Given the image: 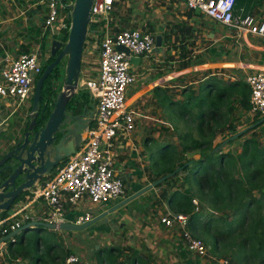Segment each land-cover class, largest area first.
Returning <instances> with one entry per match:
<instances>
[{
    "label": "built area",
    "instance_id": "2783aa9c",
    "mask_svg": "<svg viewBox=\"0 0 264 264\" xmlns=\"http://www.w3.org/2000/svg\"><path fill=\"white\" fill-rule=\"evenodd\" d=\"M116 1L94 0L91 9L90 26L99 24L95 20L99 17L103 18L105 25L99 47L98 74L93 79L81 80V89L90 94V99L95 103L91 124L83 134V144L63 162L57 173L46 176L41 186L31 190L27 202L15 206L9 211V216L0 221L3 235L34 221L56 224L59 227L66 223L67 203L78 206L87 201L91 206H96L115 200L124 193L123 179L116 172L114 141L119 137H130L141 117L139 112H134L128 105V91L137 78L133 73V67L137 66L131 62V58L148 57L156 49V38L139 29L115 31L108 15L114 11ZM179 1L187 9L200 12L229 28L237 39L255 36L264 40V21H258L249 15H236V0ZM74 3L75 0H45L43 26L57 40L64 37L63 31H70L68 15ZM120 46L127 48L130 54L120 51ZM42 71L43 63L39 53L24 54L17 59L6 57L0 61V98L18 102L17 107L29 102ZM245 80L251 90L250 114L264 118V71H250ZM39 200L43 201L46 213L43 219L36 220L29 209ZM193 202L197 204L196 201ZM94 217V212L89 209L78 216L74 223L85 225L94 220ZM189 223L190 218L184 213L168 212L160 216V224L166 229L178 228L182 232L184 246L191 255L204 259L208 254L207 245L189 232ZM65 264H82V260L73 253L67 257ZM221 264L231 263L224 260Z\"/></svg>",
    "mask_w": 264,
    "mask_h": 264
},
{
    "label": "rangeland",
    "instance_id": "374dc122",
    "mask_svg": "<svg viewBox=\"0 0 264 264\" xmlns=\"http://www.w3.org/2000/svg\"><path fill=\"white\" fill-rule=\"evenodd\" d=\"M23 5L21 6V3H18V0H0V6H3L6 10V13L3 15L5 20L10 18H17L15 21H10V23H14L16 21L20 22V17L24 18L25 16L28 17L29 11L31 8H36L37 5L33 6L30 4V0H23ZM31 6V8H30ZM184 4L179 0H117V3H115L114 11L109 13L108 19L111 21L112 26L116 27H123V28H133V29H139L143 32H149L153 35H161V32H163V28L167 26V24H171L172 19H177V15L181 16L187 12V10L184 8ZM27 10V12H25ZM25 12L24 14H21V12ZM254 16L258 18L260 21H264V0L259 1V5L256 7V10L254 13H252ZM201 15V14H200ZM33 20L36 21L42 17L40 14L33 16ZM209 19V18H208ZM96 22L99 24L97 25L100 28V35L103 32V27L105 25V22L102 17L95 18ZM7 24V23H6ZM4 26V25H3ZM224 28V27H223ZM227 31V34L233 36L234 32L225 29ZM63 35L66 37L67 31L62 32ZM89 36V35H88ZM12 37H18L17 35H14ZM65 37L59 38L60 40H66ZM102 37L97 39V44L93 47V38H87V43L85 46V52L83 55L82 60V78L83 79H93L98 74L99 69V47H100V41ZM242 39V38H241ZM248 39L252 43L256 44H262L263 41L260 39H257V37L249 36ZM51 42L49 43L50 47ZM245 44L239 40L237 43L235 39H231V42L229 44V49L222 50V54L229 55L227 57V63H240L244 62L247 64L246 61L242 58V49L245 48ZM171 50V47L169 48ZM237 50V51H236ZM253 50V49H252ZM258 50V49H256ZM160 50L155 49L153 52H151L148 56V64L144 66V63L146 62V57H141V64L137 67H133V73L137 76V81L134 83L130 89L136 84L138 85L139 80L141 77L139 75H142L144 77L148 70L154 71V74L150 76L148 79L143 80V84L140 81V84L147 85L151 83L153 80H155L157 77H155V71H158L162 69L163 67L171 66L172 70L179 69V64L177 63L174 68V65H169L168 60L164 59L167 57V55H164L163 57H159ZM261 51V50H259ZM34 52V51H31ZM30 52V54H31ZM251 56V55H250ZM249 56V58H250ZM164 59V62L162 61ZM158 60V61H157ZM256 60V57H255ZM225 61V59L223 60ZM225 65V67H216L214 65H204L201 68L198 69H191L186 70V74L190 75L186 77V79L182 81H177L174 84L176 86L174 89H168L170 98L179 99L177 102H179V105L182 106L187 102V97L190 94L198 95V92L201 88V85L204 84V82L207 79L210 78H218L221 82V86H227L230 82L244 79L245 71L240 69L241 72H238L239 69L236 67H233L232 65ZM44 65V64H43ZM65 65H66V59L63 60V62L58 66L60 70L62 71V74H64L65 71ZM209 66V67H208ZM214 66V67H211ZM246 68V67H245ZM60 80V79H59ZM57 80V89L59 90L60 87H62V81ZM50 82V79H48L45 83V89L48 86ZM196 82V84H195ZM200 82V83H197ZM179 90V91H177ZM83 92L81 89L79 90ZM85 91V90H84ZM129 97V95H128ZM127 97V98H128ZM158 99L163 101V95L159 94ZM18 105V102H12V107L16 108ZM32 105V101L26 102L22 104L21 106L17 107V112L15 113L16 116L13 117L9 122V128L13 127L15 124V121L17 120L18 116H26V120H28V115L30 113V107ZM236 107V109H235ZM52 109V108H51ZM173 112L170 109L167 111V116L170 125L166 126L164 131V139H162V145L164 144H171L172 146H175L176 149H174L177 153L176 161L180 158V155L182 154L183 146L186 142V140L190 141L189 136L193 139L201 138L200 133L197 130V124H195L192 116L190 118H179L177 115H171L170 113ZM194 112H198L197 109H194ZM140 113V112H139ZM138 113V114H139ZM175 113V111H174ZM14 114V115H15ZM9 114L5 113V117H7ZM140 115V114H139ZM154 119L158 117L157 110H152V114H150ZM261 121V120H260ZM27 122V121H26ZM257 122L256 116H253L250 114V111H243L240 106H238L237 100L235 98L232 99V103H229L227 99L224 101L222 100L220 103V116L217 119V123L213 124V127L217 131V135L215 139L212 141V147L215 148V152H219L221 150L224 154H233L237 155L242 152V145L246 140L249 139H256L259 140V145L264 146V122H262L259 125H254ZM259 122V121H258ZM26 125V123L24 124ZM251 129H249L250 126H253ZM159 124L154 121H149L148 124L145 123L142 129V133L146 136L151 135L153 138L157 139V133L161 132V129L163 126H161V129L158 128ZM136 127L138 128V125L136 124ZM25 126L19 130L22 132L24 130ZM137 130V129H136ZM242 132V135L237 137L236 139H230L232 136L239 134ZM244 132V133H243ZM11 133H15L14 131ZM211 136V133H209ZM17 135V134H15ZM6 134H3L1 136L2 138H5ZM160 136V135H159ZM244 136V137H241ZM7 137H11L9 133H7ZM185 139H182L184 138ZM208 138V137H207ZM151 139V137H149ZM159 139V140H160ZM154 139H151L152 146H154V149H150L143 145V147L146 148L147 152H151L150 155L155 154L161 147V141H153ZM144 141V140H143ZM156 143V144H155ZM147 144V142H146ZM160 144V146H158ZM222 144V145H221ZM220 145V146H219ZM148 148V149H147ZM184 158L185 162L192 161V160H199L201 158V154L199 152H189L185 155H181V158ZM181 161V160H180ZM175 165V162H174ZM148 170L151 173L149 174V180L148 182L152 181L153 179L158 177L159 171H155L152 169V162L148 163ZM179 167V166H177ZM183 169V168H182ZM182 171V170H181ZM57 172V169L55 170ZM148 174V173H147ZM191 171L181 172L178 176L171 177V179L168 181V183H164L157 193L154 191L152 192L150 190L147 195L144 197L141 196L140 198L132 201L130 204L127 205V207L130 209V211H135L136 209H139L140 207H149L151 204L152 211L148 214L151 215L154 210L155 213L153 216H151V222L155 220L159 224L160 216L163 214H166L168 212H174L177 213L170 205H169V198L172 194H178V196H183L188 190L190 192V196L192 198V202L196 201L197 204L194 202L193 207L189 208L190 212H196L203 214L202 218L200 219V225L201 230L198 229L197 226V232L194 233L192 228L188 226V230L191 234L194 233V235L200 239H202L208 248V254L206 258L200 259L196 258L195 256L191 255L187 249L184 246V241L182 239V232L177 228L174 230H168L161 224L159 226L160 229H155L153 233H150L148 235L149 247L146 249L151 250V252L154 254V263L153 264H196L197 261H203V263L207 264H221V261L229 260L232 261V255L236 251V248L228 249V247L231 245V241L228 243L220 244L219 249L217 251L213 250V244H214V236H215V230H206L205 223L207 221V216L209 214H213V216L218 218H224L227 219V221H231L232 218L229 215H223V210H220L221 206H216L217 210H211L208 202L210 203L211 195H207V193L202 194L199 191L198 186L196 185L195 181H193V177L191 175ZM153 178V179H152ZM162 178V177H161ZM146 181V183H148ZM133 184L130 180L124 181V192H126L127 195L132 193L133 190ZM157 188V187H156ZM152 192L153 195L150 197V193ZM153 198V199H152ZM179 197H177L178 200ZM151 202V203H150ZM155 203V205H154ZM169 205V206H168ZM169 207L166 213L163 212V214L159 213L160 211L166 210V208ZM175 207V206H174ZM182 213V212H178ZM188 215V217H191ZM185 214V213H184ZM222 218V219H223ZM98 223L102 224V229L106 228L107 225L109 226L110 223H105V221H99ZM98 223L94 224L91 227H88L87 229L83 231H70V232H62L61 233H55L56 235H50L52 234L47 232L40 233L43 241L46 242H54V236H56V242L60 244L61 246L57 248L56 252L59 256L66 255L69 251L75 252V254L79 255V257L82 260V264H97V255L95 252V249L104 250L111 248L107 241H104L103 243H99L101 239H104V234L102 232H98ZM192 227H194V220L191 221ZM104 224V225H103ZM98 233L95 235L94 233ZM240 232L236 231L235 236H239ZM39 235L37 232H29V233H22L17 235V238L20 239L23 236H27L30 239H28L30 242H33L35 239V236ZM95 235V236H94ZM94 236V237H93ZM146 236V235H145ZM144 237L140 238V241L136 245L142 244L144 242ZM107 238L113 239V236H106ZM142 241V242H141ZM9 242V241H8ZM141 242V243H140ZM7 243V242H6ZM114 244V243H113ZM118 244H114L113 247H117L122 249L123 247H118ZM124 249V248H123ZM144 247L141 248L143 253L145 255L148 254L147 251H145ZM6 251V248L3 247L0 249V254L4 256ZM2 255H0V260L3 258ZM126 256H123V259H126ZM23 262V261H22ZM234 264V262H232Z\"/></svg>",
    "mask_w": 264,
    "mask_h": 264
},
{
    "label": "trees",
    "instance_id": "16d2710c",
    "mask_svg": "<svg viewBox=\"0 0 264 264\" xmlns=\"http://www.w3.org/2000/svg\"><path fill=\"white\" fill-rule=\"evenodd\" d=\"M238 3L239 0H236V5ZM115 31H118V29ZM67 36L68 34L66 37L64 36L66 40ZM162 36L164 41L169 40L167 34H162ZM66 40L61 41L66 42ZM215 51L214 49L212 53H215ZM242 54L244 61L264 65L263 51L252 50L245 46L242 49ZM53 61L54 59L51 57L44 63L42 74L46 65ZM61 76L62 71L57 67L48 78L50 82L46 89L44 84L41 100L44 117L48 116L52 108V96L55 94L50 91L52 84L55 80H59ZM245 77L246 75L244 79L232 81L227 86H221L218 78L207 79L201 85L198 95L190 94L187 97V102L182 106L179 105V102H174L167 93H164L163 101L168 102L170 110L173 111L170 114L177 115L179 118H190L192 116L201 135V138L198 139L189 136L190 141L186 140L181 155L197 151L201 154V158L185 162L180 155V158L176 161L177 153L174 150L176 147L165 144L155 154L151 155V168L159 171L158 177L153 179L152 183L178 168L183 169L174 176H178L181 172L191 171L193 181H195L199 191L202 194L207 193L206 196L211 195L210 203L208 202L210 209L217 210L216 206H221L220 210H223V215H229L232 218L228 222L227 219L215 217L213 214L207 216L206 230H215L213 250L217 251L220 244L225 245V243L231 241L228 249L236 248L232 255V261H230L231 264L232 262L234 264H264V146L259 145V140L249 139L243 143L242 152L237 155L224 154L221 150L215 152V148L212 147V141L217 135L213 124L217 123L220 116V103L222 100L227 99L229 103H232V99L235 98L238 106L243 111L249 112L251 110V90ZM184 78L185 76H180L172 81L175 82ZM48 91L50 92L49 95L44 97L45 92ZM88 99L87 92L79 91L70 103V107L77 105L79 109H82L88 106ZM194 109H197L198 112H194ZM256 118L257 122L264 119L259 116H256ZM28 124L29 121L27 126ZM209 133H211V136ZM182 139H185V137ZM170 179L159 184L157 188H160L164 183H168ZM186 193L183 196H178L176 193L172 194L169 198V204L177 213L182 212L190 215L189 208L193 207V202L190 192L187 190ZM177 197H179L178 200ZM202 215L196 212L191 213L189 226L194 233L197 232V226L201 230L200 219ZM5 216L6 214L2 216V219ZM192 220H194V227L191 226ZM43 230V228L34 230L39 235L35 236L33 242H30L28 240L30 238L27 236L20 239L16 236L14 240L7 242L4 256L0 254L3 257L0 264H65L67 257L74 252L69 251L67 256L65 254L59 256L56 250L61 245L56 242V236H54V242L52 243L43 241L39 233ZM236 231L240 232L238 237L235 236ZM194 233L192 235L196 237ZM6 235H3L2 230H0V239ZM144 249L146 248L144 247ZM145 251L148 252L147 255L143 253L144 251L132 247L124 249L111 247L99 251L95 249L97 264H153L154 254L149 249ZM125 255H127L126 259H123ZM189 264L192 263L189 262ZM196 264H201V261H197Z\"/></svg>",
    "mask_w": 264,
    "mask_h": 264
},
{
    "label": "crops",
    "instance_id": "0c3cea01",
    "mask_svg": "<svg viewBox=\"0 0 264 264\" xmlns=\"http://www.w3.org/2000/svg\"><path fill=\"white\" fill-rule=\"evenodd\" d=\"M259 1L260 0H239L238 5L235 6V14L242 16H248V15L253 16L254 18H256V20H258V18L254 16L252 13L255 12L256 7L259 5ZM22 2L23 0H18V3H21V6L23 5ZM30 4L33 6L37 5L36 8L34 9L31 8L30 6L31 9L28 10L30 16L28 17L25 16L24 18L20 17L21 19L20 22L16 21L11 24L8 23H10V21H15L17 18H10V19L8 18L5 20L3 15L6 13L7 9H5L3 6H0V61L1 62L6 57H9L10 59H17L24 54H30L31 51H34L31 53H39L40 60L43 64L46 61H48L49 58H51L50 47L48 46L49 43L55 40L56 38L53 37L49 33V31L46 30L43 26V21L46 14L45 0H30ZM185 9L187 10V12L181 16L177 15V19H172L171 24H167V26L163 28L162 30L163 32H161V35H154L155 38H157V36H161L163 38L162 47L160 48L161 51L158 54L159 57H163L164 55H167V57L164 59L168 60L169 65H174L175 68L176 67L175 65L178 63L179 69L172 70L171 66H168V68L163 67L162 69L155 71V77H157L155 80H153L151 83L147 85L146 84L142 85L143 80L148 79L150 76H152V74H154V71L148 70V73L144 77H142V75H139L141 79L139 80L138 85L135 84L128 91V95H129L128 105L131 106L130 108L134 112L136 111L140 112L141 117L138 118V121L136 122V124L138 125V128H136L137 130H135L133 134H131V136L128 138L119 137L117 140L114 141V144H115V153H116V159H115L116 172L119 173V175L123 179V182L126 180H130L132 182L134 187L132 193L127 195L126 192H124L123 195L118 197L117 199L96 206H91L87 201L82 202L78 206H72L67 203L66 204L67 213L65 219L66 223L75 224L74 222H76L77 217L83 215L89 209H92L95 217L105 212H108L112 207L117 206L118 204H120L121 202L132 196L134 193L140 191L149 184H152V181L148 182L150 177L149 174L151 172L147 171L149 168L148 163H151L150 161L151 152H147L146 148L143 147V145L145 144V146L148 147L151 151V149H154L155 145L152 146L151 144L152 142L149 140L154 139L153 141L157 143V141L161 137V134L164 139L165 128L166 126L170 125L168 116L166 114L168 109H170V106L168 102L166 101L164 102L158 99V96L159 94L164 95V93H167L168 96H170L168 89H174L176 87L174 85H171L177 82V81L175 82L172 81L174 78L185 76L184 79H186V77L190 75V73L186 74L187 72L186 70H191V69L195 70L203 67L204 65H214L216 67H220V66L225 67V65H230L231 63L228 64L226 62L227 57L229 55H227V52L226 54L223 55L222 50L227 51L229 49V44L231 42V39H235L237 43L239 42V40H241L248 48L253 50L258 49L256 51L261 50L264 52L263 39L257 37V39L263 41L262 44H257V45L256 43H252L248 39V37L237 39L235 37V34L233 36L227 34V31L225 29L230 30L229 28L222 26L211 19H208L200 12L192 11L187 8ZM25 12H27V10ZM25 12L23 11L21 12V14H24ZM38 14H40V16L42 17L39 19V21L38 20L34 21L33 16H36ZM97 25L98 24H94L90 26L89 27L90 32L88 31L89 33L88 39L90 37L93 38V43H92L93 47L94 44L97 43V39L102 37L103 35V34L100 35L99 33L100 28ZM111 27L114 28L115 30L126 29L119 26L113 27L112 24ZM162 34H167V36H169V40L167 42L164 41V37L162 36ZM14 35H17L18 37H12ZM170 47L171 50H169ZM156 49L160 50L158 48ZM214 49L216 51L215 53H212ZM146 58L147 59L146 62L144 63V66L148 64L149 59L148 57ZM164 59L162 60L163 62ZM224 59L225 61H223ZM231 65L239 69V71L240 69L242 70L244 69L243 70L245 71L244 76L248 72L253 70L264 71V65H259L254 62H247V64L244 62H240V63L237 62ZM81 80H82V73H81ZM140 81L142 84H140ZM178 81H182V80H178ZM83 92L86 91L83 90ZM88 95H89V99H88L89 103L87 107L90 112H95V103L90 99V94ZM172 100L174 102H177L179 99L177 100L173 98ZM12 102L13 101L11 100H4L0 98V155L5 152L9 142L14 141L16 139V136L20 133L19 130H21L23 126H26L27 125L26 121H28L26 120V116L23 117L18 116L14 126L9 128V122L13 117L16 116L15 113L17 112V110H15V108L12 107ZM154 109L157 110V114H158V117L156 119H154L150 115L152 114V110ZM80 110H81L80 113H82L83 108ZM5 113L6 114L8 113L9 115L5 117ZM154 120L159 124L158 128L161 129V126H163L161 132L157 133V139L153 138L151 135L146 136L142 133V129L145 123L148 124L149 121H154ZM25 123L26 125H24ZM13 131L15 133H11ZM7 133H9L11 137H7ZM3 134H6L5 138L1 137L3 136ZM149 137H151V139H149ZM159 141H161V145H162L163 140L160 139ZM158 146H160V144ZM62 166L63 163H61L57 168H55V170L57 169L58 172V170ZM55 170L50 175L57 173L55 172ZM146 181L148 183H146ZM43 182L44 181L37 183L35 187L41 186ZM158 190L159 188H154L151 191L157 193ZM149 192L150 191H148L147 193ZM152 192L150 193V197L151 195H153ZM147 193L141 196L144 197L145 195H147ZM28 195H30V193ZM141 196H139L138 198H140ZM28 199L29 197L26 199H22V201L16 203L11 209L13 210L15 206H17L18 204L20 205L22 203L27 202ZM128 204L122 206L119 210L114 212L113 215H110L108 217L109 219L108 223H110V225L109 226L107 225L106 228L102 229L101 223H98V225H96L98 227L97 231L99 233L102 232L104 234V239H101L99 243H103L104 241H107L110 247H113L114 244H118L119 245L118 247L121 246L123 248L132 247L137 250H141L142 247L145 248L149 247L148 242L150 240L148 238V235L150 233H153V231L156 228L157 229L161 228L159 226L160 221L159 224L155 222V220L151 222L152 220L151 216L154 215L156 210H154L151 215H148L153 210L152 209L153 204H151V206L149 207H143V208L140 207L135 211H130V209L127 207ZM168 208L169 207H167L166 210L160 211L159 213L160 214L161 213L163 214V212L166 213L168 211L167 210ZM29 212H31V214L35 217L36 220L39 218L43 219L46 213V208L44 206L43 201L39 200L38 202L34 203V205H32V207L29 209ZM5 214L6 216L3 219L1 218L0 221L6 219L10 213L7 212ZM43 232H47V233L51 232L52 235H56L55 233L63 234L62 232H70V231H61L59 229L56 230L44 229ZM94 234L97 235L98 233L96 232ZM105 235L113 236L114 238L110 239L105 237ZM144 236H145L144 242L141 241L142 244H140L139 246L136 245L139 243L140 238ZM3 247H0V249ZM201 264H207V263H203V261H201Z\"/></svg>",
    "mask_w": 264,
    "mask_h": 264
},
{
    "label": "water",
    "instance_id": "95a60500",
    "mask_svg": "<svg viewBox=\"0 0 264 264\" xmlns=\"http://www.w3.org/2000/svg\"><path fill=\"white\" fill-rule=\"evenodd\" d=\"M93 2L94 0H75L68 15L71 28L67 40L64 42L55 39L51 42L50 57L54 61L46 65L43 74L36 81L32 106L28 115L29 124L20 136L9 142L5 150L6 154L3 156L4 152L0 155V219L16 203L28 198V194L37 183L43 181L55 168L75 154L83 144V134L91 124L93 112H90L85 106L83 112L80 113L79 107L77 105L70 107V103L82 87L81 67ZM162 43L163 38L157 36L156 48L160 49ZM118 49L127 55L130 54L129 50L123 46ZM64 59H66L65 71L60 78L62 87L56 90L57 80L53 82L52 90L55 94L52 96V109L48 116L44 117L41 106L44 84ZM131 62L139 66L141 58L132 57ZM262 122L264 119L254 125H259ZM254 125L250 126L249 129ZM240 135L242 132L230 139H236ZM181 170L182 168H178L149 184L117 206L112 207L108 212L96 216L90 223L85 225L63 223L58 227L56 224L34 221L1 238L0 245L19 234H27L37 228L83 231L102 220L108 223V217L122 206L156 188ZM43 231H39V233Z\"/></svg>",
    "mask_w": 264,
    "mask_h": 264
},
{
    "label": "flooded vegetation",
    "instance_id": "af4514ba",
    "mask_svg": "<svg viewBox=\"0 0 264 264\" xmlns=\"http://www.w3.org/2000/svg\"><path fill=\"white\" fill-rule=\"evenodd\" d=\"M35 85H36V83H35ZM61 88V87H60ZM56 90H58V89H56ZM50 91H52L53 92V90L51 89ZM34 93V92H33ZM49 91L48 92H45V94H44V97H47L48 95H49ZM34 95V94H33ZM33 100V96L31 97V101ZM31 108V107H30ZM28 118V117H27ZM29 121V120H28ZM27 121V122H28ZM25 127H27V125L25 126ZM25 130H23L21 133H19L17 136H20V134H22L23 132H24ZM17 136H16V138H17ZM6 154V152L3 154V156Z\"/></svg>",
    "mask_w": 264,
    "mask_h": 264
}]
</instances>
